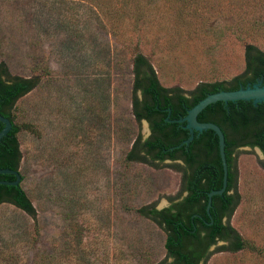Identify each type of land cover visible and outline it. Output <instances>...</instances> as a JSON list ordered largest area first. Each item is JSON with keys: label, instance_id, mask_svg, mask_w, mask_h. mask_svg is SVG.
Here are the masks:
<instances>
[{"label": "rangeland", "instance_id": "rangeland-1", "mask_svg": "<svg viewBox=\"0 0 264 264\" xmlns=\"http://www.w3.org/2000/svg\"><path fill=\"white\" fill-rule=\"evenodd\" d=\"M129 39L142 44L128 49ZM244 44L264 52V0H0V63L39 80L14 107L35 216L0 204V264L161 260L163 233L135 210L167 207L180 175L171 163L123 162L148 136L130 115L129 58L140 51L160 86L189 91L241 73ZM261 163L255 149L236 152L228 223L249 247L216 244L205 264H264Z\"/></svg>", "mask_w": 264, "mask_h": 264}, {"label": "trees", "instance_id": "trees-1", "mask_svg": "<svg viewBox=\"0 0 264 264\" xmlns=\"http://www.w3.org/2000/svg\"><path fill=\"white\" fill-rule=\"evenodd\" d=\"M132 42L128 40V49L131 47L133 50L142 44L140 39ZM243 63V70L238 75L225 80L199 82L193 89L184 91L179 87L160 86L151 64L140 51L132 53L129 58L132 75L130 115L136 124L145 121L149 134L143 140L139 136L133 138L123 162L154 166L168 160L170 167L180 175L179 192L167 198V207L156 209L150 204L135 210L137 215L151 221L164 235V256L154 264H197L200 259L201 264H205L209 252L204 251L217 240L223 242L222 250L230 252L249 247L228 223L238 200L236 153L233 154V149L237 147V142L245 141L244 145L257 147L264 154V106H218L202 122L213 123L224 131L227 170L224 191L211 197L208 212L205 211L206 194L218 190L222 179L217 138L215 135L209 138L199 136L192 142L195 138L193 134L187 145L181 144L188 137V132L183 128L184 122H177L209 94L244 89L258 79L264 80V52L251 44H244ZM38 82L37 76H10L5 65L0 63V114L17 130L4 145L1 169L18 172L21 180L22 153L18 134L24 128L14 122V107L17 100L36 88ZM138 91L140 98L135 96ZM2 127L0 123V130ZM261 166L264 168L263 162ZM0 181L13 180L0 177ZM180 193H185V196L178 199ZM2 203L13 205L30 218L35 216L23 189L10 190V186L0 185ZM169 258L172 261L166 263Z\"/></svg>", "mask_w": 264, "mask_h": 264}, {"label": "water", "instance_id": "water-1", "mask_svg": "<svg viewBox=\"0 0 264 264\" xmlns=\"http://www.w3.org/2000/svg\"><path fill=\"white\" fill-rule=\"evenodd\" d=\"M218 106H264V83L261 86L255 84L251 87L247 86L244 89H238L236 91H220L209 94L187 110L183 118L177 120L178 123H185L183 128L188 132V137L181 144L187 145L192 140L193 134L195 138L192 142L199 136L209 138L215 135L217 138L218 154L222 170L221 187L218 190H212L206 194V212H208L211 197L221 195L226 184L227 170L225 164L224 131L213 123H202ZM142 122L147 125L145 121ZM0 123L3 125L0 130V139L4 137L0 145V177L13 180L0 181V185L10 186V190H21L27 182L20 179L18 172L10 169H1L4 145L17 133V130L15 125L1 114ZM181 144L176 147H179ZM165 162L170 163L168 160ZM184 196L185 193L182 194V197ZM220 243L218 242L217 244ZM167 262L170 263L171 260L168 259Z\"/></svg>", "mask_w": 264, "mask_h": 264}, {"label": "flooded vegetation", "instance_id": "flooded-vegetation-1", "mask_svg": "<svg viewBox=\"0 0 264 264\" xmlns=\"http://www.w3.org/2000/svg\"><path fill=\"white\" fill-rule=\"evenodd\" d=\"M263 83H264V80L262 81V80L258 79V80H257L255 83H253L252 85L259 84V85L261 86ZM138 92H139V91H138ZM139 94H140V93H139ZM147 128H148V127H147ZM148 134H149V130H148ZM247 140H249V139H247ZM244 143H245V141H242V143H238V142H237V145H236L237 147H235V148L233 149V154H235L238 150L243 149V148L255 149V150L258 151V153H259L260 156L262 157V162L264 163V154H263V153H262L257 147H249L248 145H244ZM218 242H221V241L217 240V241L215 242L214 245H210L209 247H207V248L205 249L204 253L208 252L209 248L212 247V246H215ZM221 243H223V242H221ZM169 259L172 261V258H169ZM197 264H201V259L197 262Z\"/></svg>", "mask_w": 264, "mask_h": 264}]
</instances>
